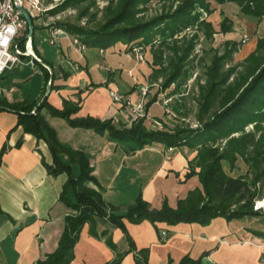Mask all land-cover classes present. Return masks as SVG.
<instances>
[{
  "label": "trees",
  "instance_id": "16d2710c",
  "mask_svg": "<svg viewBox=\"0 0 264 264\" xmlns=\"http://www.w3.org/2000/svg\"><path fill=\"white\" fill-rule=\"evenodd\" d=\"M82 1L85 0H66L62 7L75 6ZM148 1L119 0L118 6L111 11L105 21L95 27L70 22H58L52 26L72 34L79 44L87 47L119 46L124 50H132L134 46L144 48L149 45L154 66L151 76L156 78L159 71L164 69L161 49L169 37L171 38L186 27L196 29L194 37L197 35L198 28H204L205 35L212 36L215 30L212 22L206 19V14L211 13L214 7L211 5L212 0H177L175 8L164 10L146 20L141 19L137 13L142 11L144 4ZM214 1L217 3L235 1L242 12L258 18L264 16V0ZM229 26L228 18L223 17L220 21V30H227ZM34 27L33 25V30ZM27 32L28 27L25 34ZM25 38L26 35L23 41L21 39L17 41L22 42L23 46ZM31 41L33 43V38ZM192 42L193 40L189 42L182 54L177 55L178 60L174 69L161 84L162 89L173 82L176 85L181 83L180 77L187 69L183 60L188 56L193 46ZM238 49V42L228 41L224 52L215 55L210 67V76L213 80L205 97L203 104L205 107H211L218 94L225 91L226 86L223 83L229 72L226 73L219 68L225 58H230L231 54ZM242 62L244 68L237 74L235 85L241 88L246 79L245 85L227 105L215 112L212 117L199 121L196 126L169 125L163 122L162 127H148L144 123V117L126 125L114 123L111 117L99 118L90 114L79 116L76 112L80 108V97L63 98L62 106L52 104L48 100V94L40 100L32 101L26 99L9 101L6 97L1 98L0 111L10 110L16 114V122L12 129L20 126L22 133H30L46 144L50 157L46 159L41 154L40 160L47 172L65 176L58 198L69 208V211L63 216L64 226L57 246L51 252L45 253L44 258L38 259L37 263L69 264L74 257V244L85 223L89 224L91 235L95 237L100 235L95 226L96 216L103 217L122 229L128 241L127 251L133 253L135 264H150L148 248H138L135 245L127 231L124 218L132 222L148 219L153 223L165 221L173 224L181 221H197L206 224L219 215L229 220L245 215L264 214L261 209L253 207L254 201L263 194L259 185L264 184V150L261 140L255 138L254 131H244L245 125L254 122L257 127L264 121V37L256 39L254 49L244 56ZM41 66L46 85L50 72L46 66ZM233 68L234 66L231 65L229 70ZM52 73L50 90L60 87L54 83L57 76L54 72ZM231 89L226 87V92L233 91ZM156 100L157 91L145 102L146 110ZM43 108L47 109L51 115L64 118L71 126L93 128L100 133L108 131L110 137L130 141L132 150L142 148L154 141L163 143L166 148L190 146L196 150V154L188 160L186 176L197 174L201 188L196 186L189 189L185 196L178 198L175 206H171L164 198L159 207H151L139 191L133 202L126 205L123 211H118L116 206L105 200L98 179L93 173V166L85 152L73 148L58 138L55 128L42 112ZM160 119V117H152L153 121ZM236 132L239 133L236 135ZM21 143L22 135L16 139L13 146H19ZM8 147L11 145L6 142L0 147V164ZM239 160L246 164V169L236 173L233 169ZM72 163L78 165L76 175L72 172ZM196 167L199 169L196 170ZM69 190H72L73 195L69 194ZM254 232L264 236V232L260 230H254ZM105 242L112 249H116L111 238L107 237ZM122 256L123 253L116 252L115 256L104 264H121ZM199 259L185 255L180 259L179 264H198Z\"/></svg>",
  "mask_w": 264,
  "mask_h": 264
},
{
  "label": "crops",
  "instance_id": "0c3cea01",
  "mask_svg": "<svg viewBox=\"0 0 264 264\" xmlns=\"http://www.w3.org/2000/svg\"><path fill=\"white\" fill-rule=\"evenodd\" d=\"M211 2L214 3V0ZM217 5L219 7L220 4ZM212 6L216 7L215 4ZM216 12L215 9L213 17ZM256 39L257 36L254 35L252 42L248 43L251 39L248 40L246 42L248 45L243 48H249L250 52L256 45ZM57 40L60 47L56 57L41 55L31 41L34 53L42 60L38 64L46 66L49 72H54L57 76L54 82L60 86L55 87L60 99L49 101L56 106H62L63 98L80 97V108L76 115L111 117L116 124L126 121L125 113L119 110L116 102L111 101L110 90L116 89L122 93L128 91L129 97L137 91L136 88L133 89L134 81L130 80L128 73L132 64L128 61L127 54L115 51L117 46L114 50L112 47L106 48L112 52L105 55V49L100 52L99 48L96 50L95 47L80 48L79 44H74L75 42L69 38L59 36ZM238 50L242 51L240 48ZM112 57L118 62L112 61ZM30 59L24 63L30 64L32 68L37 67V63L32 64ZM16 63L0 73V78L5 71L12 72ZM134 68L136 66L132 69ZM13 74L11 78L0 80V90L4 93L0 95V99L6 97L9 101L22 99L32 101L33 99L29 100L26 93H13L14 84L21 80L18 73ZM57 93L55 92V95ZM56 96L54 98H57ZM148 99L145 98L146 101ZM155 103L157 101L147 110L144 120L147 126H153L152 117H160L168 123L164 119L165 112H152ZM42 112L55 129L60 128L61 136L64 137H61L62 140L75 147H81V143L76 139L78 133H93L89 128L70 126L65 119L51 115L45 108ZM64 121L68 126H62L65 125ZM15 122L16 114L13 111H0V147L4 142L11 145L4 152L0 164V264H38V259L44 258L45 253L51 252L57 246L64 226L63 216L69 211L58 198L65 176L62 174L53 176L47 172L40 160L41 154L46 159L50 157L46 144L30 133H22L20 126L12 129ZM129 124L130 122L126 121V125ZM20 135L22 143L13 146ZM95 144L98 153L101 150L102 153L106 150L107 152L104 153L106 155L102 154L103 163L94 168L93 173L98 179L105 200L115 204L118 211L124 210L126 203L132 201L138 190L151 207H159L164 198L171 206H175L178 198L185 196L189 189L201 187L196 174L186 180L182 179L183 173L188 170V160L195 156L196 150L187 146L166 148L163 143L154 141L123 155L128 158L142 152L143 163L148 164L156 160L155 171L146 177L140 189L133 187L132 190L125 186L126 188L119 189V192L113 194L109 189L112 178H109L110 173L107 172L110 168L112 171L111 164L107 163L112 158L106 159L112 151L113 144L101 140L100 136L95 138ZM93 154L90 156L91 163L97 161L96 159L93 162ZM127 180L128 186H131L132 182L129 178ZM262 219L259 216H244L228 220L219 215L206 224L197 221L153 223L148 219L132 222L126 218L124 222L135 245L138 248H148L150 264H179L185 255L193 259L200 258L198 264H264V236L261 237L254 232L263 227ZM253 223L257 224V227L253 226ZM95 226L100 234L98 237L89 233L88 223L83 225L74 244V257L69 264H104L113 258L116 252L123 253L121 264H135L133 253L127 251V237L121 228L100 216H96ZM107 237L112 239L116 249L106 244Z\"/></svg>",
  "mask_w": 264,
  "mask_h": 264
},
{
  "label": "rangeland",
  "instance_id": "374dc122",
  "mask_svg": "<svg viewBox=\"0 0 264 264\" xmlns=\"http://www.w3.org/2000/svg\"><path fill=\"white\" fill-rule=\"evenodd\" d=\"M65 1L66 0H44L43 11L41 12V14L39 15V13L36 11L32 13L33 25L35 27L31 39L33 38L35 48L38 49L41 55H44L45 57H47L46 55H51L54 57L60 47L59 41L57 39L55 40V43H50L48 41L50 28L53 27L52 25L58 22H70L78 25L95 27L103 23L106 17L110 15L111 11H113L119 4V0H85L75 6L66 5L62 7V4ZM176 4L177 0H149L146 4H144L142 11L137 13V16H139V18L141 19L146 20L156 14H159L160 12H163L164 10L166 11L169 8H175ZM213 4L216 5V7L213 6V11L215 9L217 10V12L215 13V17H213V11L209 14H206V19L212 22V26L215 30L212 36H206L204 33V28H198L196 32L197 35L194 37L193 35L195 34L196 29L186 27L184 30L175 34L171 38L169 37L167 43L162 45L161 49L162 64L164 69L159 71L156 78L151 76L152 68L154 66L152 63V53L149 45H146L144 48L138 51L128 49L124 50L119 46H117L118 48L115 49L116 46H111L112 50L115 49V51L127 54L128 61L131 62L132 68L136 66V68H131L130 70H128L129 76L131 78L130 80L134 81L133 89H137V91L130 96L131 100L136 102L141 98H151L154 92L157 91V103L153 105L152 112H165L164 119L167 120L169 124L196 126L199 124V121H204L212 117L215 112L221 110L225 105H227L238 94V92L246 83L245 79V82L242 83L243 86H241V88H237L235 85L237 74L239 72H242L244 68L242 59L244 58L245 54L249 52V48L247 49V47H245L244 49L243 47L248 45L246 43L248 42V40L251 39L248 43L252 42V37L254 35L257 36V38L264 37V16L258 18L242 12L239 8V5L235 1H225L223 3H219V7L217 5V2H211V5ZM223 17H227L228 21L230 22L229 29L227 30H220V21ZM25 32L26 30H22L16 40L21 39L23 41L26 35ZM58 36L59 38H69L70 41H73V35L64 30ZM191 38L193 40V46L189 50L186 59L183 60V62L186 64L187 69L185 71V74L181 75L180 77L181 83L176 85V83L173 82L165 89H162L161 84L166 80L170 72L174 69V65L178 60L177 55L182 54L184 49L188 46L189 42L192 41ZM228 41L238 42L239 48L242 49V51L238 50L236 52H233L230 58H225L223 64L219 69L225 71L226 73L229 72L228 77L226 78L223 85L226 86L227 89L232 88L231 90L235 91H231L228 93L226 92L225 87V91L218 94L213 105L211 107H205L203 105L205 97L208 89L210 88V83L213 80V77L210 76V67L214 62L213 60L215 55L224 52L225 45ZM20 44L22 46V42ZM74 44L78 43L75 42ZM98 48L99 47H95L96 50ZM103 49H105V55L111 54L112 52L109 49ZM175 51H177V53ZM30 57L31 56H20L19 62L17 61L12 72L10 71L7 73V71H5V74L2 78H0V80H5L7 79V77L11 78V76L14 75L13 73L16 72L18 73L21 80L14 84L15 91L13 93L18 94L19 92H23L28 95L27 97H29V100H40L45 95L48 84L45 85L43 83L45 77H43L44 72L40 64L37 63V67L32 68L30 64L24 63L28 61ZM100 57L102 58V55H100ZM112 61L118 62V60L113 57ZM231 65H233L234 68L232 70H229ZM156 67H158V65H156ZM143 91H145L144 94ZM55 92L57 93V90L54 87L51 93L48 94V100L53 102L60 99V94L57 93L56 96ZM123 93L124 95H127L129 92L126 91ZM2 94L4 93H2L0 90V95ZM54 96H56L57 98H54ZM111 101L115 102L113 101L112 97ZM64 122L65 125L62 126H68L66 121ZM159 122L162 125L164 121L161 118ZM124 123L126 124V121H122V124ZM255 125L256 124H254V122L245 125L244 131H254L255 138L257 140H261V146L264 150V121L257 127ZM89 129H92L91 132L93 133H78L76 139L79 143H81V147H75L70 143L63 141L61 138L63 136H61L62 132L60 131V128L59 130H55L58 138L62 142L72 146L73 148L83 150L89 158L90 163V156L92 157V153H94L93 162H95L96 159L97 161L95 163H91L93 169L102 165L104 157L102 154L107 152V150L104 153H102V150L99 153L97 152L98 149H95V138L97 136H100L101 140L109 141L110 143H112V151H110V155L106 157V159L112 158L107 161V163L109 162L112 166V171L111 168L110 171L109 169L107 171L110 173L109 178H112L111 182L109 183L110 192L116 194L126 187L132 188V190L133 187H136L135 189H140L141 185L145 183L144 180L146 179V177L151 175L155 171L156 160L150 161V163L148 164L143 163L141 159L144 153L142 152L133 154L131 157L126 158L123 153L133 151L131 149L132 142L110 137L108 131L100 133L93 128ZM238 133L239 132H236L235 134L237 135ZM182 146H187L188 148L190 147L188 145H181V147ZM186 150L189 151L188 149ZM98 160L100 163L98 162ZM198 169L199 167H196V170ZM245 169L246 164L239 160L237 161L233 171L237 173L242 172ZM72 172L75 175L78 173V165L76 163H72ZM186 172L183 173V180L188 179V177L186 176ZM128 178L132 182L131 186H128ZM259 186V189L263 194L256 200L260 199L263 201L264 184L260 183ZM138 192L139 190L137 191V193ZM69 194L73 195L72 190H69ZM136 195L131 202L134 201ZM127 199L129 200V198ZM131 202H128L126 204L128 205ZM113 205L115 206V204ZM259 209L264 211L262 207ZM245 216H259L261 219L264 218L263 214ZM252 225L257 227V224L253 223ZM263 229L264 225L263 227L261 226L258 230L264 232ZM260 236L263 237L262 235Z\"/></svg>",
  "mask_w": 264,
  "mask_h": 264
},
{
  "label": "built area",
  "instance_id": "2783aa9c",
  "mask_svg": "<svg viewBox=\"0 0 264 264\" xmlns=\"http://www.w3.org/2000/svg\"><path fill=\"white\" fill-rule=\"evenodd\" d=\"M44 0H0V73L6 68L11 67L15 62L19 61L21 55L31 56L30 62L35 63L39 56L32 49L31 37H26L23 46L16 40L22 30H26L27 22L22 14L20 7H24L32 17L33 12H38L39 15L43 11ZM63 32L59 27H51L48 41L55 43L58 35ZM73 41L78 43L76 37L73 36ZM80 48L85 45L79 44ZM142 47L134 46L132 50L138 51ZM103 52V48H99ZM145 91H143L144 94ZM110 96L113 101L119 105V110L124 112L127 122H132L140 117L146 118L147 110L145 108V98L132 101L131 98L124 93L116 90H110ZM154 126L162 127L159 120H152ZM264 209V200H256L254 208Z\"/></svg>",
  "mask_w": 264,
  "mask_h": 264
},
{
  "label": "water",
  "instance_id": "95a60500",
  "mask_svg": "<svg viewBox=\"0 0 264 264\" xmlns=\"http://www.w3.org/2000/svg\"><path fill=\"white\" fill-rule=\"evenodd\" d=\"M21 11H22V14L23 16L25 17V20L27 22V27H28V32L26 34V37H31L32 34H33V21H32V17L31 15L28 13V11L24 8V7H20ZM39 62H42V60L40 58H38ZM52 76H53V73L50 72V78L48 80V85H47V88H46V92H45V95H47L50 91V84H51V79H52Z\"/></svg>",
  "mask_w": 264,
  "mask_h": 264
}]
</instances>
